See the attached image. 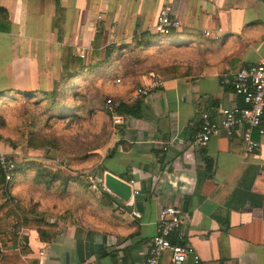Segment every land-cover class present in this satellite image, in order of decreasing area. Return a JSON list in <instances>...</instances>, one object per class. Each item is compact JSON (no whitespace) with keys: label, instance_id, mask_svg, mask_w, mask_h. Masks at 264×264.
<instances>
[{"label":"crops","instance_id":"crops-1","mask_svg":"<svg viewBox=\"0 0 264 264\" xmlns=\"http://www.w3.org/2000/svg\"><path fill=\"white\" fill-rule=\"evenodd\" d=\"M59 4L64 12L57 20L56 0H0L9 21L8 30L0 31V94L14 98L16 93H50L61 78L66 52L81 59L84 51L88 64L93 51L130 46L155 33L156 18L165 8L180 21L176 33L188 48L173 53L171 65L157 61L124 76L117 72L120 83L110 85L108 94L128 106L139 104L138 116H125L127 123L118 130L111 126L107 143L95 153L98 162L88 173L91 181L80 177L89 181L96 203L109 199L106 205L95 204L89 216L76 204V198L83 200L84 189L71 185L74 198L63 211H71L74 218L67 219L55 216V201H47L40 210L46 212L43 230L49 241H41L35 229H23L20 236L27 239L28 248L20 255L23 264H142L160 211L182 208L185 202L187 243L200 264H264V135L255 136L259 148L248 157L239 136L214 138L204 148L196 141L203 112L215 119L221 109L243 106L232 89L221 85L220 77L264 61V0ZM169 43L162 40L151 47ZM114 70L104 76L112 78ZM156 76L164 81L161 89L147 98L130 99L136 88L149 85ZM171 140L174 146L164 152L163 144ZM39 161L56 171L44 158ZM105 174L133 182L131 190L138 194L123 202L105 189Z\"/></svg>","mask_w":264,"mask_h":264},{"label":"trees","instance_id":"trees-1","mask_svg":"<svg viewBox=\"0 0 264 264\" xmlns=\"http://www.w3.org/2000/svg\"><path fill=\"white\" fill-rule=\"evenodd\" d=\"M63 10L59 4V0H56V15L58 20L63 15ZM8 17L6 11L0 8V31L5 32L8 30ZM144 38V37H143ZM182 36L176 32H172L169 36H160L156 33L147 34L145 38L140 41H135L133 44L127 47H110L102 50L101 52H94L89 58L88 64L82 59L72 55L70 51L66 52L65 58L61 65V78L58 82L53 84V89L50 93H32V94H18V97L10 98L8 93L0 94V101L9 100L14 102L21 110V101L24 100L26 108L28 106H36L40 110L39 114H34L29 111L30 123L28 124V134L24 135L19 132L25 128V122L18 124L16 142L18 145L24 143L27 148L34 152H45V160H53L51 152H57L60 150V140L57 141L50 133V131L42 132L51 119L58 121H67L70 124L78 121L90 120L94 116H101L108 118V115L104 109V103L101 94L107 98L115 99L108 94V87L116 80H120L117 72L119 71L122 76L127 75L130 71H142L148 67V64H154L157 61H170L173 56L180 50L188 48V45H181ZM197 43L200 41V37H197ZM165 40L170 42L168 46L161 47L160 45L156 49H152L153 45H157L160 41ZM200 45V44H198ZM196 45V46H198ZM98 46L95 45V49ZM175 53V54H173ZM115 68L114 76L112 78H106L104 73L111 68ZM169 70L168 68H165ZM178 66L175 67V73L179 74ZM78 78L82 79L81 83H73ZM115 80V81H114ZM72 83V85H71ZM102 83V84H101ZM90 84V85H89ZM97 84H101V87L97 90V94L94 97L89 95L88 91H92L93 87H97ZM137 104V103H136ZM139 104L135 106H128L123 104L120 106L118 113L128 117H137L139 113ZM22 110H24L22 108ZM22 117V116H21ZM107 122L110 120L108 118ZM50 128V127H49ZM111 130V127H109ZM109 131L105 139L98 143L96 146L89 147L88 151L96 153L103 145H105L110 136ZM0 136V141H1ZM13 144V143H12ZM14 144V145H15ZM92 158L97 159L96 154ZM90 159V157H84V159ZM92 159V160H93ZM87 160V159H86ZM207 164V171L210 172V162L205 160ZM23 182H27L28 192L34 193L36 202L20 200V194L18 198L11 193L10 185H18ZM77 184L84 189L83 200L79 201L76 198V203L82 213H89L92 216V211L96 208V205H106L108 197H103V200L99 203L95 202V199L89 193L90 185L83 183L80 178H76L71 174L66 175L62 169L58 168V171H52L41 164L27 163L15 168L10 172V179L6 181L5 174L0 168V200L3 203L0 205V223H4L8 220H13V230L10 233L11 248L6 254L0 257V264H23L20 255L28 253L27 239L20 236V232L23 229H35L43 242H48L49 238L44 232L43 228L46 225L42 219V215H45V211L38 210L37 205L47 207V201H55V211L52 213L61 218L67 219L71 211L64 212V206L70 207V202L73 201L74 196L70 194L69 187ZM42 198V199H41ZM22 199V198H21ZM62 206V207H60ZM50 207V206H49ZM79 220V219H78ZM23 242V244H20Z\"/></svg>","mask_w":264,"mask_h":264},{"label":"built area","instance_id":"built-area-1","mask_svg":"<svg viewBox=\"0 0 264 264\" xmlns=\"http://www.w3.org/2000/svg\"><path fill=\"white\" fill-rule=\"evenodd\" d=\"M101 18H98V23ZM99 26V25H98ZM181 29V23L173 17L167 8L162 9L157 18L154 31L160 36H169L172 32ZM204 36H210L204 32ZM79 57L86 59L84 51ZM120 83V80H116ZM220 83L224 88L232 89L233 93L241 100L243 106L234 105L219 111L217 118L213 119L208 112L199 116V129L196 134V141L199 147L204 148L214 138H232L239 136L244 149V157L253 155L259 148V142L255 136L264 135L262 118L264 115V61L256 65L242 68L235 72H225L220 77ZM164 81L160 76L154 77L147 86L136 88L130 96L133 101L147 98L153 91L161 89ZM121 100L106 98L104 109L114 130H118L127 123V117L118 113ZM174 146V140L163 144L162 150L166 152ZM53 164L60 169L65 167L58 159ZM0 168L3 170L6 181L10 179V172L15 168L14 162L4 156H0ZM75 176L83 177L89 181L88 173H72ZM94 189H99L95 186ZM129 185H133L130 182ZM136 190L132 195H137ZM187 215L181 207L163 208L156 223V234L147 244L146 257L142 264H164L168 258V264H200V257L195 250L187 243Z\"/></svg>","mask_w":264,"mask_h":264},{"label":"rangeland","instance_id":"rangeland-1","mask_svg":"<svg viewBox=\"0 0 264 264\" xmlns=\"http://www.w3.org/2000/svg\"><path fill=\"white\" fill-rule=\"evenodd\" d=\"M101 84H97L96 88L93 87L92 91L89 90L88 94H92L95 97L97 90L101 87ZM113 84L119 85L116 81L113 82ZM101 98L104 101L107 97L101 94L100 100ZM14 104L15 101H0V136L2 138L0 141V156H4L12 160L15 166L27 163L42 165L39 159L45 158V152L31 151L24 143H20L18 145L15 144L17 139L16 133L18 131L16 126L24 120L23 122H25V128L23 131L21 130L19 132H24L22 134L27 135L30 129L28 128V124L30 123L29 111L36 115L40 113V110L36 106H28L27 109H25L27 106L25 104L27 103H25L24 100L21 101V110H19L20 108ZM22 108L24 110H22ZM103 118V115H101L90 120L78 121L72 124L69 122L67 123L69 120L58 121L56 119H51L48 122L50 125L41 131H50V133H52L51 136H53L57 141H61V146L59 151L50 153V155L53 156V160H46L49 162V167H53L56 171H58V166L56 167L52 165L53 161L58 159L60 162L65 164V167L62 170H66L68 175L72 174L73 171L76 174L83 172L89 174L92 173L98 160L92 158L94 156L92 154L95 153L88 151V148L101 143L109 134V127H111L109 122L105 121ZM84 157H90V159L86 158V160ZM76 178L79 179L80 177L76 176ZM80 180L84 184H89V181H85L82 178H80ZM27 185V182L25 184L21 182L18 185L11 184V193L16 197L20 194L22 198L21 199L19 197L20 200L25 198V200L34 204L37 197L33 195L34 193L28 192ZM2 203L3 201L0 200V205ZM40 207L42 206L37 205L36 208L40 210ZM13 225V220L0 223V257L6 254L12 246L9 235L13 230Z\"/></svg>","mask_w":264,"mask_h":264},{"label":"water","instance_id":"water-1","mask_svg":"<svg viewBox=\"0 0 264 264\" xmlns=\"http://www.w3.org/2000/svg\"><path fill=\"white\" fill-rule=\"evenodd\" d=\"M104 187L107 191L118 197L123 202H129L132 196L131 186L110 174L104 176ZM184 212L187 211V202L182 206Z\"/></svg>","mask_w":264,"mask_h":264}]
</instances>
